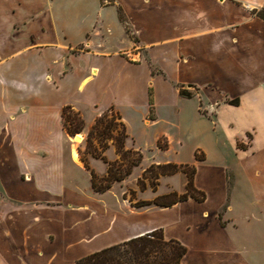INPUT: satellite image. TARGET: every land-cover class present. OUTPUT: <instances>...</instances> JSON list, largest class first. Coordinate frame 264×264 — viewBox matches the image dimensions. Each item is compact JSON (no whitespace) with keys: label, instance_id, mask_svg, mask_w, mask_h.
I'll return each mask as SVG.
<instances>
[{"label":"crops","instance_id":"crops-1","mask_svg":"<svg viewBox=\"0 0 264 264\" xmlns=\"http://www.w3.org/2000/svg\"><path fill=\"white\" fill-rule=\"evenodd\" d=\"M262 8L264 0H0V264H75L157 229L187 248L181 264H264V21L252 13ZM67 106L85 132L112 109L141 152L183 150L193 139L192 162L177 164L196 168L206 200L146 209L115 200L112 209L81 195L72 170L87 168L63 124ZM221 135L230 155L216 150ZM89 191L97 194L92 180Z\"/></svg>","mask_w":264,"mask_h":264},{"label":"trees","instance_id":"trees-1","mask_svg":"<svg viewBox=\"0 0 264 264\" xmlns=\"http://www.w3.org/2000/svg\"><path fill=\"white\" fill-rule=\"evenodd\" d=\"M253 15L264 21V8L253 10ZM121 22L126 27V31L131 39H134L127 20L124 18L122 11H119ZM180 95L184 98H192L195 95L192 92L181 89ZM151 119L154 118V102L152 91L149 93ZM229 104L238 105L239 100H229ZM112 115L110 121H105L106 118ZM63 124L70 136L82 133L85 128L84 120L79 113L74 112L70 106L63 110ZM115 119L119 123H115ZM122 127V131L114 136L117 126ZM92 137H97L101 142L113 139L115 142L116 154L119 159L115 162H109L104 155L106 147L102 151L97 149L90 152V155L97 159H102L108 165L107 174L104 177H99L92 171V189L96 193H105L109 191L113 184L123 182L130 176L135 167H138L143 159V154L139 150L127 149L126 142L129 138L127 129L121 121V117L112 109L103 113L97 118L93 128L88 134L89 140ZM160 147V143H159ZM161 148V147H160ZM197 160H202L200 154H196ZM86 168L89 165L86 160H83ZM178 173H183L187 177L186 193L178 194L171 192L169 194L157 196L153 201H137L133 206L136 208L143 207H159L171 208L174 205L187 201L192 198L198 202L206 200V194L198 190L195 186L196 168L188 164H153L145 170L142 177L138 180L137 186L141 191H146L147 187H151L156 191L157 180L161 176H170ZM148 184H146L147 182ZM135 192L131 191V201L135 200ZM187 253V248L177 240H166L162 229H157L143 236L130 239L126 242L105 248L88 256L82 257L75 264H181V261Z\"/></svg>","mask_w":264,"mask_h":264},{"label":"rangeland","instance_id":"rangeland-1","mask_svg":"<svg viewBox=\"0 0 264 264\" xmlns=\"http://www.w3.org/2000/svg\"><path fill=\"white\" fill-rule=\"evenodd\" d=\"M130 29L132 32V36L136 38V35L131 27ZM192 93L196 95L197 91L194 90L192 91ZM84 119L86 121L89 120L87 116H85ZM111 119H112V115H109L105 121H110ZM115 123H119V120L115 119ZM190 128H192L191 130L192 132H195V134L197 132L200 133L199 135H205L208 133V131L206 133V130H203V129L200 130L196 128L195 126L188 127L187 130ZM121 131H122V127L120 125L117 126V130L114 132V136H117ZM89 132H85V128H84V131L82 133L76 134L75 136H71L72 137L71 142L75 145V150L78 152V155L80 156L81 161L86 160L89 165V169L87 168V170L84 171V173L77 172L76 170H72L74 177L76 179L74 180L75 183L73 187L81 195L85 197H88L90 195L93 199L104 200L109 205V207H111L112 209H116L115 207L119 206V204L116 203L117 201H120L125 206L130 205L133 208H135L133 205L137 201H153L157 196L169 194L171 192H178V190L181 188V184H182L181 179L185 177L184 174H181V173L170 175V176H161L156 181L157 182L156 191H153L151 187H147L146 191H141L139 187L137 186V182L142 177L145 170L148 169L152 164H156L158 162L162 164L166 161H168V163H174V164H177L179 162L181 163L192 162L193 154L191 152V148L189 147L194 144L193 139L191 141L190 139L187 140V144L186 146H184L183 150H178V147H176L177 151L175 150L169 151L168 153L159 152L154 149L149 150V151L148 150L142 151L143 152L142 162L138 167H135L133 169V172L130 176H128L123 182L113 184L112 188L105 193H102V194L93 193L92 194L89 191L90 182L92 180V171H94L99 177H104L107 174L108 165L102 159H97V158L92 157L90 155V152H92L95 149H97L100 152L103 150L105 146L106 150L103 153L109 162H115L116 160H118L119 155L116 154L118 159L115 160L114 158L116 157L114 156V152H113V148H115V142L113 139L105 140L101 142L99 138L92 137L89 140L88 138ZM78 135L82 138L81 142L79 143L75 141ZM205 136L207 137V135ZM250 138L251 137L248 135L246 137L247 141H249ZM220 139H221V142L218 145H216V150L230 155L232 153V148H231L230 143H228L227 141H224L223 135L220 136ZM159 143H160L161 149L165 150L167 147L166 140L161 139ZM238 146L241 149L246 148L244 143H239ZM68 148H69V144L66 145L65 150L68 151ZM126 148L134 149L135 145L131 140H127ZM115 153H116V148H115ZM146 184H148V182ZM131 191H134L136 193L134 196L135 200H133L132 202L130 201L132 197ZM151 207H154V206H151ZM146 208H149V207L136 208V209H146Z\"/></svg>","mask_w":264,"mask_h":264},{"label":"bare ground","instance_id":"bare-ground-1","mask_svg":"<svg viewBox=\"0 0 264 264\" xmlns=\"http://www.w3.org/2000/svg\"><path fill=\"white\" fill-rule=\"evenodd\" d=\"M81 140H82V138L80 136H77L76 139H75V141L78 142V143L81 142Z\"/></svg>","mask_w":264,"mask_h":264}]
</instances>
